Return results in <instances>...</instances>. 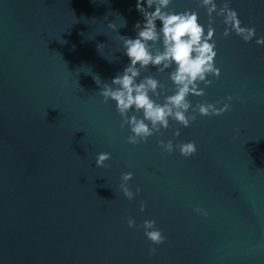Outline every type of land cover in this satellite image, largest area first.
Returning a JSON list of instances; mask_svg holds the SVG:
<instances>
[{
  "label": "water",
  "instance_id": "obj_1",
  "mask_svg": "<svg viewBox=\"0 0 264 264\" xmlns=\"http://www.w3.org/2000/svg\"><path fill=\"white\" fill-rule=\"evenodd\" d=\"M136 3L0 0V264H264V46L224 37L217 16L222 74L190 99L195 106L233 95L232 110L197 114L187 128L173 120L132 145L94 77L110 83L129 63L118 36L135 38L143 21ZM230 6L264 35V0ZM171 8L198 12L207 27L198 0ZM144 75L174 91L167 71ZM160 140L195 141L198 152L167 154ZM101 152L111 153L110 167L96 166ZM126 172L133 192L141 189L131 201L120 190ZM129 218L155 220L165 243L153 245Z\"/></svg>",
  "mask_w": 264,
  "mask_h": 264
},
{
  "label": "clouds",
  "instance_id": "obj_2",
  "mask_svg": "<svg viewBox=\"0 0 264 264\" xmlns=\"http://www.w3.org/2000/svg\"><path fill=\"white\" fill-rule=\"evenodd\" d=\"M232 0H222V6L217 0H198L199 6L206 9L207 27L200 22L199 13L188 10L177 12L171 8L173 0H137L136 10L142 15L143 21H138L134 30L135 38L120 35L123 54L129 63L119 72L110 83L102 80L99 75L94 77L99 86V94L104 103L114 101L117 112L122 117L121 128L126 126L131 134L127 142L132 145L147 143L148 139L162 130L172 127L171 121L187 128L197 119V114L204 117L221 116L232 110V102L238 97L228 95L223 101L196 103L193 105L190 97H203L204 88L213 83L209 77L219 79L221 69L217 67V44L215 42L216 29L213 26L216 17L223 18L226 26L223 36L228 37L233 32L244 42L255 39L257 45L264 46V35L258 37L255 27L245 26L239 18V13L232 8ZM125 19V18H124ZM160 22L158 25L157 22ZM127 21L122 27H125ZM108 27L118 31L117 24L109 23ZM106 44H99L100 50ZM118 59V57L116 58ZM163 74L168 72L174 84V91L168 94L169 89L154 75H144L150 69ZM163 97V102L160 98ZM223 104L222 107L218 105ZM174 137L181 135L179 128ZM160 147L167 154L179 150L185 158L197 154L198 147L195 141L175 143L173 140L165 143L159 141ZM112 159L109 152H101L96 157L97 167H110L106 162ZM132 172L123 173L120 190L129 201L134 200L141 192L139 187L133 192L129 181L133 179ZM146 203H141V211L146 209ZM197 213L204 216L208 212L195 208ZM128 226L142 229L145 236L153 245H161L166 241L163 231L157 227L155 220L146 219L137 225L134 218L128 219ZM157 248L150 249V255H155Z\"/></svg>",
  "mask_w": 264,
  "mask_h": 264
}]
</instances>
